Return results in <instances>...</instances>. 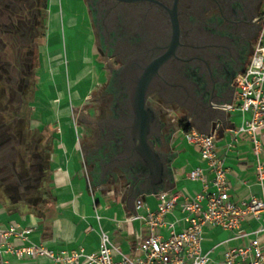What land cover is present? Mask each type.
<instances>
[{
	"label": "flooded vegetation",
	"instance_id": "flooded-vegetation-1",
	"mask_svg": "<svg viewBox=\"0 0 264 264\" xmlns=\"http://www.w3.org/2000/svg\"><path fill=\"white\" fill-rule=\"evenodd\" d=\"M70 6L97 68L84 103L89 111L77 115L88 129L83 151L92 182L149 188L153 175L134 132L141 94L155 113L148 143L170 158L180 121L205 127L233 100L235 79L262 32L264 0H70Z\"/></svg>",
	"mask_w": 264,
	"mask_h": 264
},
{
	"label": "crops",
	"instance_id": "crops-1",
	"mask_svg": "<svg viewBox=\"0 0 264 264\" xmlns=\"http://www.w3.org/2000/svg\"><path fill=\"white\" fill-rule=\"evenodd\" d=\"M48 13L49 16L54 14L55 17H60L58 0H49ZM67 24L70 29V53L67 52V57L53 42L43 47L40 45L39 50L46 52L43 62L45 66L39 69V89L31 116V126L45 129L52 137L51 192L54 201L44 216L32 212L10 213L0 203V226L8 227L16 223L29 227L33 229L29 237L34 243L43 244L55 251L83 249L86 254L99 250L101 235L105 232L116 247V259L122 258L123 255L138 257L142 254L138 245L150 232L143 221L131 219L137 213L136 198L142 196L147 206L156 209L158 193L178 195L177 205L167 215V220L176 221V228L179 230L186 225L181 211L184 199L192 198L202 188V182L190 179L189 172L197 166L205 167L206 164L200 157L199 149L189 144L184 139L180 127L176 126L168 151L172 154L169 162L170 172L162 182L154 186L155 192L142 193L135 197L128 184L106 185L92 182L80 144L74 109H81L84 105L97 80V68L89 47L84 44L83 37L75 31L77 25L71 12L68 14ZM60 28L61 23L58 22L55 32L59 33ZM84 89H87V93ZM241 119L240 112L226 111L217 132V151L229 168V191L237 201L247 200L254 195L264 196L263 186L257 178L258 172L249 136L240 134L235 140L233 129L241 123ZM192 123L198 130L202 129ZM213 125L214 123L210 129ZM262 159L264 162V152ZM140 212L145 213V208ZM263 223V216L260 219L247 216L243 227L256 230ZM158 231L168 235L170 227ZM204 234V250L217 259L222 257L226 248L247 244L249 240L248 237L234 238L231 232L219 226H206ZM11 241L15 244L25 243L16 238ZM4 257V264H55L47 256L21 259L6 254ZM81 264H88L84 257Z\"/></svg>",
	"mask_w": 264,
	"mask_h": 264
},
{
	"label": "built area",
	"instance_id": "built-area-1",
	"mask_svg": "<svg viewBox=\"0 0 264 264\" xmlns=\"http://www.w3.org/2000/svg\"><path fill=\"white\" fill-rule=\"evenodd\" d=\"M236 93L231 103L224 109L238 111L241 123L233 129L235 140L238 135L249 136L255 157L257 178L264 189V23L254 53L246 69L235 79ZM249 114V116H247ZM189 131L181 127L184 139L199 149L200 157L206 166H197L189 172V178L202 182L201 190L192 198H185L181 211L186 225L176 228V221L169 222L167 215L176 207L178 195L160 192L158 206L151 209L142 196L135 200L137 213L131 219H138L149 229V236L139 243L142 254L138 257L123 255L116 259V249L110 236L102 233L99 250L86 254L83 249L55 251L43 244L34 243L29 235L33 229L12 223L0 226V264L5 263L4 255L18 258H51L55 264H81L84 257L88 264H264V223L258 229L243 227L247 216L256 219L264 217V196H251L247 200H234L228 181L229 168L217 151V132L221 120L213 122L209 133L198 130L192 123ZM145 208L146 212L140 210ZM219 226L232 233L234 238H249L247 244L226 248L220 259L203 248L206 226ZM170 227L168 235L158 229ZM12 238L25 241L15 244Z\"/></svg>",
	"mask_w": 264,
	"mask_h": 264
},
{
	"label": "trees",
	"instance_id": "trees-1",
	"mask_svg": "<svg viewBox=\"0 0 264 264\" xmlns=\"http://www.w3.org/2000/svg\"><path fill=\"white\" fill-rule=\"evenodd\" d=\"M34 6L41 14L40 31L35 43L46 36L49 0H0V18L8 14L17 17L22 9ZM18 18L16 26L7 32L25 36V28ZM31 28V27H30ZM30 32V31H29ZM39 43L31 48L28 61L17 73L9 68L0 74V203L10 213L32 212L44 216L54 201L51 192L52 137L45 129L31 126L32 101L38 91L40 69ZM184 131L191 129L187 121H180Z\"/></svg>",
	"mask_w": 264,
	"mask_h": 264
},
{
	"label": "rangeland",
	"instance_id": "rangeland-1",
	"mask_svg": "<svg viewBox=\"0 0 264 264\" xmlns=\"http://www.w3.org/2000/svg\"><path fill=\"white\" fill-rule=\"evenodd\" d=\"M58 6L60 8V17L57 18L54 14H50L48 29L46 28L45 30L46 36L44 38H39L36 43L34 37L40 31L39 24L37 25V23L38 19L41 17V14L38 9H36L34 6L30 5L28 7H25L24 9H22L21 14H19L17 17L5 14L0 18V74L2 73L1 75L4 74L3 69L9 68L10 70L8 76L14 75L17 77V73H19L22 67H25L24 63L25 61H28L29 56L31 55V48L36 47L37 43H39V45L43 47V45H47L50 42H53L55 43V46H58L59 49L63 51L64 56L67 57V52L69 51L70 53V29L67 24L68 14L72 11L70 6V0H58ZM53 8L55 10V6ZM18 18L22 19V25L26 27L25 36L23 37H21V34H12L10 32H7V29L9 27L16 26V21ZM58 22L61 23V28L59 33H56V24ZM50 28H52V35H49ZM45 56L46 52L41 50L39 52L40 69L45 66V64H43V62H45ZM84 91L85 93H87V89H84ZM34 101L35 98L32 103ZM88 106H90V103L84 104V109H74L76 115L75 120L79 128L80 144L82 148H84V139L87 135L88 129L83 125L80 118L78 117L79 115H81V113L89 111ZM32 110H34V107L32 108Z\"/></svg>",
	"mask_w": 264,
	"mask_h": 264
},
{
	"label": "water",
	"instance_id": "water-1",
	"mask_svg": "<svg viewBox=\"0 0 264 264\" xmlns=\"http://www.w3.org/2000/svg\"><path fill=\"white\" fill-rule=\"evenodd\" d=\"M231 102L232 100L229 101V103ZM135 108L137 116L134 125V132L138 140L137 149L139 154L142 156L143 160L149 165L151 174L153 175L151 180L152 185L149 188L133 192L134 196L137 197L142 193L155 192L154 186L162 182L164 177L170 172L169 162L172 156H170V158H166L161 151L153 148L148 143L147 139L149 135V130L151 127V123L155 118V113L153 112V110L147 108L143 94H141L139 103L135 105ZM218 110L222 113V116H216L209 119V122L205 126L207 127V129H203L204 127H202L200 131L209 133L210 126L213 122L218 120H224L226 110L221 108ZM196 126L198 128H201L198 125Z\"/></svg>",
	"mask_w": 264,
	"mask_h": 264
},
{
	"label": "bare ground",
	"instance_id": "bare-ground-1",
	"mask_svg": "<svg viewBox=\"0 0 264 264\" xmlns=\"http://www.w3.org/2000/svg\"><path fill=\"white\" fill-rule=\"evenodd\" d=\"M51 30H52V28H50V33H49V35H52Z\"/></svg>",
	"mask_w": 264,
	"mask_h": 264
}]
</instances>
